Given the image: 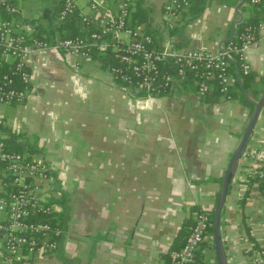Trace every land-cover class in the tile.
<instances>
[{"label":"crops","instance_id":"0c3cea01","mask_svg":"<svg viewBox=\"0 0 264 264\" xmlns=\"http://www.w3.org/2000/svg\"><path fill=\"white\" fill-rule=\"evenodd\" d=\"M74 1L80 12L90 13L96 0L85 8ZM130 1L132 25L144 10L148 23L140 27L156 32L158 47L178 50L217 53L243 24L259 19L250 0H206L198 17L187 9L175 21L165 15L167 0ZM97 2L117 8L121 0ZM197 2L191 0V7ZM25 3L13 0V11L6 18L0 13V18L31 26L35 35L48 38L60 25L45 12L56 6L48 2L46 8L45 1L37 0L36 10L30 11ZM246 57L256 80L251 90L259 94L253 99L242 90L257 101L264 93V30L258 31ZM27 69L32 78L27 101L0 106V117L8 124L4 137L8 142L15 136V143L24 146L21 153L54 171L59 179L56 199L66 194L69 215L64 257L32 264H170L186 222L193 226L199 212L214 211L252 109L235 99L208 103L195 88L156 100L134 98L118 89L95 56L36 52ZM256 150L264 158V109L224 209L229 264H247L245 249L264 247L263 184L252 160ZM236 188L240 199L234 196ZM203 248L200 262L217 264L214 247Z\"/></svg>","mask_w":264,"mask_h":264},{"label":"built area","instance_id":"2783aa9c","mask_svg":"<svg viewBox=\"0 0 264 264\" xmlns=\"http://www.w3.org/2000/svg\"><path fill=\"white\" fill-rule=\"evenodd\" d=\"M190 2L167 0L164 6L167 19H178ZM250 4L261 6L264 12V0H250ZM131 5L130 0H121L117 8H111L107 3L93 1L91 12L82 13L74 0H65L55 25L73 17L84 34L65 39L41 38L31 26L0 18V65H10L20 74L23 83L18 87L10 75L0 77V106L21 105L27 101L32 83L28 60L33 53L50 50L75 57L103 58L119 90L134 98L149 100L173 96L188 86L206 97L214 90V81L227 98L234 82L232 64L239 66L244 75L250 74L246 53L257 42L253 27H246L217 53L178 50L170 45L156 48L152 35L132 26ZM12 11L11 0H0V13ZM257 30H264V20ZM7 126L6 120L0 117V264H32L55 257L65 242L67 229L56 216L59 179L43 161L10 150L4 137ZM252 160L258 166L257 174L263 184L264 209V158L256 150L252 152ZM234 196L242 197L239 189L236 188ZM46 218H50L48 222ZM212 227V215L198 213L182 248L170 253V264H202L201 248L204 244L214 247ZM245 253L247 264H264V247L262 250L248 247Z\"/></svg>","mask_w":264,"mask_h":264},{"label":"trees","instance_id":"16d2710c","mask_svg":"<svg viewBox=\"0 0 264 264\" xmlns=\"http://www.w3.org/2000/svg\"><path fill=\"white\" fill-rule=\"evenodd\" d=\"M13 1V0H11ZM41 1H45V2H51L53 5L56 6V8H54V10H51L50 8L46 9L45 12V17L49 19V21H52V19H58L60 12L62 11V7L64 4L65 0H41ZM206 0H198V4L194 7H191V2H190V6L186 9H184L183 11L180 12V15L182 12H184L185 10H189L191 9L190 14H193V17H198L200 14V11L203 10L204 8V3ZM254 7H256L258 9V16L259 19H251L249 20V22L243 24L242 28H241V32L244 31V29L246 27H253L255 30V34L257 36V33L259 30H257L258 24L261 23L264 20V12H263V8L259 5H253ZM6 12H3V15H5ZM7 17V14L5 15V18ZM135 24H133V27H140V26H145L146 23H148V17H147V13H145L144 10H139L136 15H135ZM240 32V33H241ZM148 34L152 35L155 38L156 41V48L158 47V36H156V32L155 31H147ZM49 37L48 39H52V38H75L78 36H84L79 24H77V21L75 18L73 17H69L67 18V21L63 24H61L57 29H51L50 33H49ZM175 34V29L172 27L171 28V35ZM42 38V37H41ZM99 60H101L103 63V58H99ZM232 75L234 77V82L235 85L234 87L231 88L229 94H227V99H235V100H239L241 101L245 106H248V108L253 110V105L246 99L244 92L242 90V87L245 89V91L248 92V94L250 95L251 98L256 99L258 97L259 94V90L255 89L256 92L254 93V91L251 90V87L253 88V85H255L256 80L255 77L253 75L248 74V75H244V73L241 71L240 72V77H238L237 73L235 72V70H233L234 68L237 70H240V67L232 64ZM237 66V67H236ZM3 75H10L11 77L14 78L15 82L17 83L16 86L18 85V87H22L23 83H21V78H20V74L19 73H15V71L11 68L10 65L7 64H1L0 65V77H2ZM217 81H214V90L208 94L206 96V101L208 103L211 104H215V103H219L220 99H226V97L220 92L219 86L216 83ZM188 89L194 88L193 86H188ZM16 141V137L14 136L12 138V140H8V147L10 148V150L14 151V152H23L24 150V146L21 144H17L15 143ZM61 199H55L56 204H58V206L60 205V207H62V211H60L59 213L56 214V216L61 220L62 222V227H66L67 229V222L69 221V215H68V208H67V196L65 193L61 192ZM200 213V212H199ZM212 223H213V215H214V211L212 212ZM50 218H46V222H48ZM53 220V219H52ZM54 221V220H53ZM194 225L192 226V221L188 220L185 224V226L182 228V230L180 231L179 237L176 240L175 244H174V249L177 250L179 248L182 247V245L185 243V238H187V236L190 234V232L192 231V229L194 228ZM210 233L213 235V227L210 230ZM66 237V236H65ZM178 245V246H177ZM205 245V244H204ZM207 246V245H206ZM203 247L202 249L199 251V256L200 254H202L201 252H203ZM173 250V251H175ZM57 257L59 258H63V246L60 248V250L58 251ZM201 259V257H200ZM169 260H170V255H169Z\"/></svg>","mask_w":264,"mask_h":264},{"label":"water","instance_id":"95a60500","mask_svg":"<svg viewBox=\"0 0 264 264\" xmlns=\"http://www.w3.org/2000/svg\"><path fill=\"white\" fill-rule=\"evenodd\" d=\"M238 77H240V70H238ZM244 95L246 99L253 105V110L251 113V117L246 124L240 142L233 152L228 167L223 176L213 215V240L217 264H229L228 253L223 235L224 209L227 205L230 189L236 177L241 159L243 158L249 146L252 135L255 132V129L261 117V113L264 109V93L257 101L252 100L245 91Z\"/></svg>","mask_w":264,"mask_h":264},{"label":"rangeland","instance_id":"374dc122","mask_svg":"<svg viewBox=\"0 0 264 264\" xmlns=\"http://www.w3.org/2000/svg\"><path fill=\"white\" fill-rule=\"evenodd\" d=\"M96 1H104V0H96ZM77 2H78V5L81 7V8H85V6H86V2H89V0H77ZM35 5L36 6H38L37 5V0H26V3H25V6L26 7H28V9L30 10V11H35L36 9H35ZM49 3L48 2H46V3H44V7H49ZM88 8V7H87ZM29 13H32L33 14V12H29ZM213 264V263H212Z\"/></svg>","mask_w":264,"mask_h":264}]
</instances>
